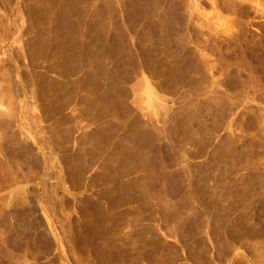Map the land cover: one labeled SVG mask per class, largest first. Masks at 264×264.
I'll return each instance as SVG.
<instances>
[{
    "label": "rangeland",
    "instance_id": "obj_1",
    "mask_svg": "<svg viewBox=\"0 0 264 264\" xmlns=\"http://www.w3.org/2000/svg\"><path fill=\"white\" fill-rule=\"evenodd\" d=\"M0 241L264 264V0H0Z\"/></svg>",
    "mask_w": 264,
    "mask_h": 264
},
{
    "label": "bare ground",
    "instance_id": "obj_2",
    "mask_svg": "<svg viewBox=\"0 0 264 264\" xmlns=\"http://www.w3.org/2000/svg\"><path fill=\"white\" fill-rule=\"evenodd\" d=\"M2 237V236H1ZM1 242V241H0Z\"/></svg>",
    "mask_w": 264,
    "mask_h": 264
}]
</instances>
